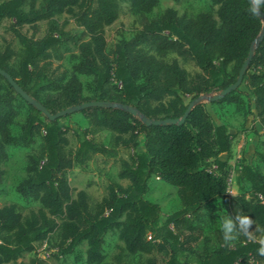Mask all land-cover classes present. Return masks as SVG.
Instances as JSON below:
<instances>
[{"label":"trees","instance_id":"1","mask_svg":"<svg viewBox=\"0 0 264 264\" xmlns=\"http://www.w3.org/2000/svg\"><path fill=\"white\" fill-rule=\"evenodd\" d=\"M33 1L0 3V25L14 21L23 47L18 66L14 65L15 50L8 46L0 51V69L40 103V91L55 86L59 99L42 103L52 114L98 101L134 107L155 121L181 119L195 99L236 83L263 28V21L249 12L248 0H211L218 8L217 18L210 13L180 17L174 9L159 19L144 15L131 39H121L110 48L107 28L119 20L122 0H45L41 7L25 11ZM126 1L143 13L159 4V0ZM63 16L70 19L57 24ZM69 20L82 29L79 37L66 29ZM41 24L48 26L47 33L36 38ZM26 27L34 30L33 37L20 32ZM66 43L79 51L74 73L60 84L48 82L43 67L65 59ZM171 54L192 62L199 71L191 74L177 59H168ZM231 65L234 77L227 74ZM79 75L93 77L92 100L84 99ZM243 85L246 92L241 90ZM242 86L215 103L240 107L243 96L251 95L264 129V38ZM18 97L0 75V184L7 148L37 146L28 156L27 177L17 191L41 207L27 214L17 204L0 207V264H17L45 243L57 249V259L86 243V263L103 264L106 236L115 230L124 247L112 264H264V255L258 253V238L264 234V175L252 164L243 165L235 176L250 185L251 196L229 195L232 132L226 125L213 123L206 104L195 106L182 125L149 127L120 109L88 108L80 112L88 120L84 129L64 123L69 116L50 121L28 104L30 114L16 137L11 127L19 115ZM101 132L111 133L108 146L92 139ZM139 147L141 152L120 160L118 177L128 185L110 184L100 202L92 204L86 191L75 193L71 187L67 173L84 168L96 155L114 159L120 148ZM153 176L177 189L180 210L164 217L160 205L146 198ZM215 200L223 202L228 214L250 215L256 239L241 235L234 245L208 251L200 219ZM201 242L206 244L203 253L197 250ZM126 256L138 260L127 262ZM20 264L51 263L33 255Z\"/></svg>","mask_w":264,"mask_h":264},{"label":"rangeland","instance_id":"2","mask_svg":"<svg viewBox=\"0 0 264 264\" xmlns=\"http://www.w3.org/2000/svg\"><path fill=\"white\" fill-rule=\"evenodd\" d=\"M2 1L0 0V3ZM44 1L34 0L24 9L25 11L37 9L44 4ZM168 9L176 10L180 17H196L201 13H210L217 18L216 11L218 8L212 4L211 0H159V4L151 12L143 13L132 8L126 0H122L119 20L107 28L106 36L109 47L112 48L121 39H131L140 28L142 16L145 15L149 19H159ZM68 19H70L68 16H63L57 20V24H62ZM69 21L66 29L79 37L82 29L76 25L74 20ZM13 22L5 21L0 25V51H4L8 46L15 50L17 58L14 65L18 66L23 55V47L15 34ZM47 28L46 24H41L40 30H37L35 33V37H43L47 33ZM20 32L28 37H33L34 35V30L30 27L20 29ZM63 49L65 53L63 61H54L43 67V77L48 82L55 84L65 82L74 73L75 66L79 62V51L74 44L66 43ZM168 59H177L181 66L191 74L199 71L192 62L185 61L175 54L168 56ZM227 74L229 77L236 75L233 65L229 66ZM78 77L83 84L84 99L92 100L94 96L93 77L86 75H79ZM241 90L246 92L244 85L241 87ZM219 93H213L211 96H216ZM49 98L59 99V92L55 86H50L40 91V101L42 103H45ZM243 100L244 104L240 107L226 103L204 102V104H206L213 123L215 125H226L232 132L233 153L229 161L232 173L243 165L252 164L264 175V129L256 118L255 107L253 102H251V95H244ZM16 108L19 115L11 130L12 134L18 137L21 133V127L29 116L31 109L28 103L21 97L17 99ZM57 111L60 112V110ZM64 123H69L71 126L81 129L88 126L87 118L81 113L70 115L64 120ZM92 139L99 145L108 146L111 140V133L101 132ZM36 147L26 148L21 144H17L7 148L9 157L2 166L4 175L0 184V207L17 204L24 214H27L30 210L37 211L41 207L39 202L25 199L17 191L19 184L27 177L28 156ZM141 151V147L137 149L120 148L117 158L114 159L96 155L84 168H75L67 173L70 185L75 190V193L82 190L86 191L90 196L92 204L98 203L105 197L107 187L110 184L128 185L127 181L120 180L118 177L120 160L128 159L135 152ZM241 194L250 197L251 187L244 181H238L235 176L229 189V195L235 198ZM146 198L160 205L164 217L181 209L177 189L166 184L158 176H153L149 180V191ZM226 215L228 213L221 200L213 201L202 211L200 223L204 228L207 238V248L210 252L226 245L220 231V221ZM261 238H264V234L258 238V241ZM237 242L238 238L230 245H234ZM205 245L204 242H201L197 246V250L203 253L206 249ZM123 247L124 244L119 239V232L116 230L109 232L102 249L105 257L103 264H112L115 256L121 252L120 248ZM53 248V245L45 243L38 247L36 254L27 255L24 260L19 261L17 264L28 262L33 255L47 259L51 264H87L86 243H82L73 254L58 259L54 256L57 249ZM125 260L127 262H137L138 259L126 256Z\"/></svg>","mask_w":264,"mask_h":264},{"label":"water","instance_id":"3","mask_svg":"<svg viewBox=\"0 0 264 264\" xmlns=\"http://www.w3.org/2000/svg\"><path fill=\"white\" fill-rule=\"evenodd\" d=\"M248 2L251 5L252 0H248ZM257 16H258V18H260L263 21V28H262L261 34L259 35V37L257 38V40L254 42V44L252 46V49L250 51L248 59L246 60V62L244 63V65L242 66V68L240 70L239 77H238V80L236 81V83L231 85L226 90L221 91L216 96L208 95V96H201L200 98L195 99L190 104L186 114L181 119H166V120L155 121V120H151V119H148L147 117L143 116L141 114V112L134 107L120 105V104L111 103V102H98V101L83 103V104L78 105V106L69 107L65 110H62V111L56 113V114H52L42 103L38 102L33 97H31L26 91H24L23 88H21L18 85V83L11 77L10 74H8L6 71L0 69V75L3 76L8 81V83L14 88L15 92L23 100H25L30 106L34 107L35 109H37L38 111L43 113L50 121H56L60 118H64V117H67V116H70V115H73L76 113H80L83 110L88 109V108L98 107V108L120 109V110H123L125 112H128V113L132 114L133 116H137V117L141 118L143 123L148 127L149 126L182 125L186 121L190 111L195 106H197L198 104H202L204 102L215 103V102L221 101L227 95L231 94L232 92L236 91L237 89H239L242 86L244 76H245V74H246V72H247V70L251 64L255 49L259 46L260 42L264 38V14L262 12H260L259 15H257Z\"/></svg>","mask_w":264,"mask_h":264},{"label":"clouds","instance_id":"4","mask_svg":"<svg viewBox=\"0 0 264 264\" xmlns=\"http://www.w3.org/2000/svg\"><path fill=\"white\" fill-rule=\"evenodd\" d=\"M248 10L253 15H259L261 10H264V0H252ZM253 224L254 220L247 214L236 213L235 216L231 214L224 216L220 221V231L224 243L230 245L241 235L248 239H256L254 233L257 228L250 230ZM259 244L258 253L264 255V238L259 239Z\"/></svg>","mask_w":264,"mask_h":264},{"label":"built area","instance_id":"5","mask_svg":"<svg viewBox=\"0 0 264 264\" xmlns=\"http://www.w3.org/2000/svg\"><path fill=\"white\" fill-rule=\"evenodd\" d=\"M234 177H235V172H233V173L231 174V176L229 177V179H228V190L230 189V187H231V185H232V183H233V179H234Z\"/></svg>","mask_w":264,"mask_h":264},{"label":"crops","instance_id":"6","mask_svg":"<svg viewBox=\"0 0 264 264\" xmlns=\"http://www.w3.org/2000/svg\"><path fill=\"white\" fill-rule=\"evenodd\" d=\"M257 118V117H256Z\"/></svg>","mask_w":264,"mask_h":264}]
</instances>
